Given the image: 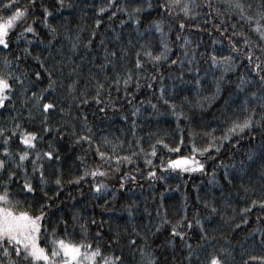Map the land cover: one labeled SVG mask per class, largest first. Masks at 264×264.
<instances>
[{
	"label": "trees",
	"instance_id": "obj_1",
	"mask_svg": "<svg viewBox=\"0 0 264 264\" xmlns=\"http://www.w3.org/2000/svg\"><path fill=\"white\" fill-rule=\"evenodd\" d=\"M18 2L21 7L30 9L31 17L32 9L29 0H18ZM71 2L72 8L65 7L55 11V0H44L45 6L54 12V15L49 18V23L56 26L58 35L52 40V37L47 35V29L39 23L34 25L45 44L52 40L48 48H45L44 44L34 47L33 55L39 53L44 61L43 67L31 58L26 61L22 58V63L17 66L13 57L19 48L24 47L23 44L8 52L0 49V68H3L4 74L7 76L11 72V75L15 77L23 73L22 78L25 79L26 85L29 81L32 82L28 95L47 88V72L53 73L52 78L56 81V86L54 90L50 89L44 94V101L57 105L56 111L49 112V125L50 127L59 125L63 132V135L55 131L44 133L40 111L33 108V102L26 99L14 80L9 81L13 85L11 99L14 108L7 106L6 102V107L0 109V126L12 128L15 123L12 120L13 116L17 117L21 125L17 135L9 141L11 150L15 153L26 148L19 140L21 130L34 131L38 133V136L43 137V140H38L36 144L37 150H53V158L42 161L45 177L43 184L40 183L38 175L31 172L33 157L30 156L23 162L24 167L28 169L34 189L31 193L23 190L24 177L21 172L18 169H12L17 172L10 187L14 211H26L30 215L44 212L39 235L41 246L48 249L51 248L50 242L54 238L71 243H91L95 247L97 243L95 234L99 231L106 240H111L118 234L119 242L113 243L110 249L103 241L100 242V246L106 254L114 252L116 255H121L124 264H140L139 251L134 253L133 248L129 246L128 241L131 238H135L137 246L153 251L160 258V264H180L186 251L183 249V242L178 237L172 245H169L167 241L171 239L172 224H176L184 215L183 206L187 197V216L188 219L193 220V224L191 229H188L185 223L182 230L185 231V239L194 248H202L199 256L203 264H206L210 256L221 249H227L232 253L229 264H244V261H248V264H264L260 259L254 261L248 259L249 256L264 257V245L260 244L261 233L252 234L256 229L264 230V208L257 203L256 206L251 207L250 211H242V209H248L253 200H264V179L260 178L258 168L249 170L246 167L244 170H239L237 163L244 159L249 150L261 151V145H264V119H261L260 127L254 126L251 132L246 130L239 136H233L230 141H225L219 153L211 152L199 157L205 164L204 172L179 173L178 170H164L160 167L161 160L166 162L177 156L190 155L193 144L197 148L206 146L211 136L221 137L224 134L231 120L244 118L242 100L246 93L253 89L249 87L238 95L235 88L240 69L224 71L219 66L213 67L209 55L213 51L218 57L230 54L227 37L233 31L232 24H236L235 31H242L250 40L258 42L257 35L252 31V25L240 20L239 16L228 8L227 0H210L211 9L208 7L209 0H191L192 11L196 13L195 17H184L179 7L175 8L174 15L170 19L166 18L164 26L165 31H168V25H173V31L170 33L171 42H173L171 58H176L180 51L179 44L182 43V40L175 41V24L178 20H184L185 29L181 35H186L192 42L188 46L195 52L192 67L200 69V84L197 86L196 74L187 71V63L183 68L179 64L169 67L163 61L158 65L160 72L164 75V98L171 104H175L176 111L181 112L182 115L177 118L172 114L170 105L158 99L159 83L154 82L151 90L141 89L135 93L136 98L131 105L125 102L122 92L120 94L113 92L112 98L117 105L115 108H104L101 112L99 108H103L104 105L97 106L92 100H89L87 105L80 106L83 113L87 115V125L92 130L89 133L80 119L77 102L72 101V107L69 110L68 84L78 80L76 91L72 95H79L81 89L89 94L94 92L95 79H101L103 75L96 67L103 61L104 48L100 45L101 39L109 50H118L122 46L130 47L129 39L136 48H140L142 43L150 42L153 54H156L159 51V36L154 33H145L143 37L138 36L135 25L127 19V13L117 12L115 17L109 19L115 8L99 13L98 8L104 6L106 0H71ZM114 2L128 8L129 11L135 6L131 0H114ZM183 2L184 0H181V3ZM241 2L245 4L248 14L259 19L257 13L261 8V0H241ZM249 3L252 5L251 9L247 7ZM215 10H218L221 15L217 16ZM34 11L36 17L41 18L39 5ZM8 14V12L0 13L4 17ZM158 16L159 13L155 8L142 13L140 30L143 31L145 25ZM96 19L101 20L98 28L95 26ZM121 20L125 21L123 25L120 23ZM220 20L224 21L223 27L227 29L223 36L213 27ZM260 23L264 24V20H260ZM92 31H96L97 35L92 38L91 48H85L84 43L89 39ZM117 35L119 40L115 39ZM77 36L79 43L77 49L73 51L72 43ZM214 39L217 41L215 44L212 43ZM235 39L239 40V37ZM196 45L198 47L193 48ZM256 54L260 55L259 52ZM5 56L12 61L11 68L3 66ZM261 59L264 60V56ZM132 62L133 55L130 51L127 62L121 63L131 68ZM145 69L149 73L153 72V67L148 63H145ZM35 72L41 73L39 79L34 77ZM181 72H183L182 78ZM108 74L112 75L110 68ZM222 74L224 80L219 81ZM218 81L220 91L216 89ZM105 95L106 93H102V100ZM142 100H151L156 108L153 109L148 103L141 104ZM133 105L140 108V112L135 117L131 115ZM251 107H255L256 118L260 119L264 110L250 103L249 108ZM60 108H64L65 112L61 113ZM29 110H31V118H29ZM125 116L127 119H124ZM133 121H135V127H133ZM72 125H75L74 129ZM73 131L75 135H72ZM85 135L92 136L91 143L76 141V136ZM181 136L183 143H180L178 153L169 152L162 144L157 143L158 140H163L169 147L174 148L180 142ZM105 138L108 142H105ZM2 139L0 137V141ZM153 145L156 148V155L150 156L148 154L151 153ZM97 149L105 153L104 158L97 153ZM133 153L135 155H132ZM116 156L122 158L131 156L133 163L119 162V171H114L118 164V161L114 159ZM209 156L212 158L210 159ZM147 159L152 160V165L145 163ZM232 163L237 164L236 178L228 184L223 178L224 169L219 165ZM153 166H155L156 176L163 175V180L158 178L154 180L147 176ZM97 168L107 175L104 177L97 175L95 178L89 176L80 183L75 182L85 170L93 171ZM136 168H139L138 172L134 171ZM214 169L216 182L210 183ZM125 172L135 175L136 183L126 182L125 188L117 191L114 200L110 198V193L103 196L93 193V182L101 180L109 184L110 191L117 189L118 178ZM5 178L6 173L0 176V179ZM57 179H60V185L55 183ZM197 191L201 202L196 200ZM105 199L109 200L107 205L104 203ZM204 200L215 206V213H211L209 208L203 206ZM129 205L132 206L131 217L126 209ZM158 208L161 215L166 216L171 223L161 224L159 231H156L154 225L160 221V217L157 216ZM197 209L208 236L207 240L201 239L200 228L194 222V211ZM74 214L78 216L75 222L72 220ZM242 218H246L247 223H242ZM93 220L96 221L95 224L91 222ZM63 221L67 222V231ZM134 227L140 236L133 233ZM148 228H152V234L148 233ZM143 235H147L146 240L141 239ZM173 257L176 258L175 261ZM193 264L197 262L193 261Z\"/></svg>",
	"mask_w": 264,
	"mask_h": 264
},
{
	"label": "snow or ice",
	"instance_id": "obj_2",
	"mask_svg": "<svg viewBox=\"0 0 264 264\" xmlns=\"http://www.w3.org/2000/svg\"><path fill=\"white\" fill-rule=\"evenodd\" d=\"M135 5L129 11L128 8L123 7L119 4H115L114 0H106L104 6L98 8L99 13H104L108 9L115 8L111 12L109 19L115 17L117 12L127 13V19L135 25L137 35L143 37L145 33L148 34H158V47L159 51L153 54L152 48L150 47V42L148 44L142 43L140 48H136L132 44V40L129 39L128 45L130 47L122 46L118 50H109L103 39L100 40V45L104 48V55L102 63L96 65V67L103 74L101 79H95L94 92L89 94L86 90L81 89L79 95H72L76 91V85L78 80H73L67 86L69 93V110L72 107V101L77 102L76 107L80 110L79 116L83 121L84 127L87 131L91 133V128L87 125V115H85L80 106L87 105L89 100H92L97 106L103 104V108H99V111L103 112L104 108H115L117 105L113 101L112 93L117 94L123 93V98L125 102L129 105L135 100V93L141 91V89L151 90L153 88L154 82L159 83V88L157 89L159 95L158 99L163 101L164 104H169L172 109V114L179 118L182 113L176 111V105L171 104L169 100L164 98L165 86L163 83L164 75L159 70V63L161 61L165 62L169 67L179 64L182 68L185 63H187V71L189 73H195L196 79L195 84L199 86L200 84V69L198 67H192L193 61L195 59V52L192 48L188 46L191 45L189 38L181 34L185 29L184 20H178L175 24V41L182 43L179 44V53L176 55L175 59L171 58L172 55V43L170 38V33L173 31V25H168V31H165V21L166 18L170 19L174 15V9L179 7L180 12L183 13L184 17H195L196 13L192 11L191 0H131ZM29 5H31L32 14L29 16L30 9L28 7H21L18 0H0V13L8 12L9 14L4 17L0 15V49L6 52L11 51L13 48H19L21 44L24 45L23 48H19V51L14 54V59L17 62V66L31 58L37 61L41 67L44 65V61L41 59L39 53L33 55L34 47H38L40 44H44L45 48H48L52 44V40L58 35L57 28L55 25L49 23V18L54 15V12L45 6L44 0H29ZM39 5L41 10V18H37L35 15V7ZM198 6V5H196ZM227 6L231 11L235 12L240 20L246 21L252 25V31L257 35L258 42H253L250 38L244 34V32H237L236 24H232L231 27L233 31L227 37L229 48L231 52L228 56L220 55L219 57L213 51L209 55V60L213 67L219 66L224 71H235L237 68L240 69L239 75L237 77L236 83V93L239 95L243 93L245 89L251 87L253 90L247 92L242 100V111H244L245 116L242 120H231L229 125L225 129L224 134L221 137L211 136L209 142L206 146L197 148L193 144L191 148L190 155L177 156L175 159H168L166 162L161 160L160 167L164 170H178L179 173H192V172H204L205 164L201 161L199 157L204 156L206 153H219L225 141H230L233 136H239L246 130L251 132L252 128L261 126V119H264V111L261 113L260 119L256 118L255 107L249 108V104L258 105L262 110H264V60L261 59L264 56V24L260 23V20H264V0H261V8L258 10L257 15L259 19H256L251 14H248L245 10V4L241 0H227ZM68 7L72 8L73 3L71 0H55V11H60L61 9ZM208 7L211 9L212 5L210 0L208 2ZM248 9L252 8L251 3L247 5ZM155 8L158 11L159 16L152 19L148 24L145 25L144 30H140L141 14L144 12H149ZM217 16L221 13L215 10ZM211 15V13H208ZM39 23L45 29H47V35L52 37L45 44L44 39L40 36L37 28L34 27L35 24ZM120 23L123 25L124 20ZM210 23V21H208ZM101 24L100 19H96L95 26L98 28ZM224 21L220 20L217 24L213 25L214 29L223 36L227 29L223 27ZM63 27V25H62ZM97 35L96 31L90 33L89 39L84 43L85 48H91L92 38ZM239 37V40L235 38ZM115 39L119 40L117 35ZM79 43V37L77 36L75 42L72 43V49L75 51ZM213 44L217 43L214 39ZM198 47V45L193 46ZM131 51L133 55L132 67L128 68L124 66L127 62L129 52ZM119 52V55H118ZM259 52L260 55L256 53ZM203 55V54H201ZM146 58V60L144 59ZM124 62V63H121ZM145 63H148L153 67V72L149 73L145 69ZM12 61L7 58L3 59V66L6 68H11ZM111 69L112 75L108 74V69ZM120 69H123L122 71ZM47 72V69H45ZM75 71V69H72ZM41 76L40 72H35L34 77L39 79ZM181 78L183 77V72L180 73ZM23 73L13 77L11 72L6 76L4 74L3 68H0V109H4L7 106L14 108V103L12 102L11 96L13 93V85L9 82L14 80V82L19 85L20 91L26 96L27 100L33 102V108L40 111L42 115L41 124L43 126V132H57L63 135L61 127L59 125L55 127H50L49 125V112L56 111L57 105L53 102H45L44 94L50 89L54 90L56 86V81L52 78L53 73L47 72L48 85L47 88L39 90V92H29V86L31 81L26 85L25 79L22 78ZM223 74L219 78V81H223ZM217 82L216 89L220 91V82ZM102 93H106L104 100L101 99ZM148 103L153 109L156 108L155 104L151 103V100H142L140 102ZM61 113L65 112L64 108H60ZM140 112V108L133 105V110L131 115L133 117L137 116ZM29 118H31V110H29ZM75 119V117H73ZM127 119V116L124 117ZM12 120L15 121L12 128H6L0 126V176H4L5 179H0V264H124L121 255H116L114 252L111 254H106L102 251L100 242L103 243L110 249L113 243L119 242L118 234L114 235L111 240H106L102 234L98 231L95 234V239L97 241L96 246L93 247L91 243H71L64 239L54 238L51 240V248L42 247L40 244V232H41V220L44 218V212L41 211L38 215H30L26 211H14V201L11 199V181L13 177L17 175L16 171L12 169H18L21 172L23 179V190L26 193H31L34 191L31 180L29 178L28 169L24 167V161L33 157L31 159V172L38 175L41 184L45 182L44 172H43V160H51L53 158V150L40 151L36 149V144L43 140L42 136H38L37 132H29L21 130L19 132V140L22 145L26 146L23 151L13 152L9 146V141L13 136L17 135V130L21 129L20 123L17 121V117L13 116ZM133 127H135V121L132 122ZM75 128V125H72ZM75 135V132H72ZM255 139V137H253ZM76 141L92 142L91 135L76 136ZM105 142H108L105 138ZM138 143V142H137ZM158 144H162L169 152H179L180 143H183V137H180V142L176 147H169L164 143L163 140H158ZM49 148H52L51 143ZM143 151V149H140ZM97 153L104 158L105 153ZM132 155H135L133 153ZM148 155L155 156L156 148L155 145L152 146V151ZM211 159L212 157L209 156ZM59 159V156H56ZM118 164L114 171H119V162L133 163L131 156L125 157H114ZM146 164L152 165V160L147 159ZM239 164V170H244L246 167L251 170L254 167L258 168L259 175L261 179H264V145H261V151L257 152L255 150H249L244 159L237 162ZM219 167H223L224 173L223 178L228 183L231 184L232 180L236 178L237 164L232 163L229 165L221 164ZM134 171H139V168L134 169ZM231 172V175H230ZM247 174V173H246ZM97 175L104 177L107 175L104 171L99 168L93 171L85 170L83 174L76 178L75 182L80 183L86 177L95 178ZM147 176L152 179H164V176H156L155 166L153 169L148 171ZM126 182L136 183V176L130 172H125L118 178V188L110 191V186L104 180L100 182H93L92 191L96 195H106L110 193V198L115 199L118 190L125 188ZM216 182L215 169L212 173V179L210 183ZM57 185L61 184L60 179L55 181ZM195 187V186H194ZM247 190V189H246ZM45 195H47L45 193ZM162 195V194H161ZM197 202H201L199 192L196 195ZM105 205L109 203L108 199L104 200ZM205 208H209L211 213L216 212L214 205L210 204L207 200L202 201ZM259 203L261 208H264V200L256 201L253 200L248 209H242V211H250L251 207H254ZM162 208V204L160 206ZM184 215L181 216L180 220L176 224L171 226V239L167 241L169 245L173 244L175 238H179L183 242V249L185 253L181 258L180 264H193L196 261L197 264H203L199 256V252L202 248H194L191 243L185 239V231L182 230L184 224L188 229H191L193 220L188 219L187 216V197H185ZM129 212V216L132 215V206H126ZM147 211V209H145ZM157 216L160 217L159 223L155 224V230L159 231L161 224L171 223L166 219V216H162L160 209H157ZM200 217L199 210L194 211V222L200 228L201 239L207 240V233L204 231V224ZM78 218L77 214L72 216V220L75 222ZM93 224L96 223L95 220L91 221ZM65 224V231H67V222L63 221ZM103 223V222H101ZM242 223H247L246 218H242ZM83 228V225L81 226ZM238 227V225H237ZM47 231V229H45ZM149 234H152V228L147 229ZM256 232L261 233L260 244L264 245V230L256 229L252 233L255 235ZM133 233L140 236L137 229L133 228ZM53 234H55V229H53ZM141 239L146 240L147 235L141 236ZM129 246L133 248L134 253L139 251L140 254V264H160V258H158L153 251L146 250L143 246H137L135 238H131L128 241ZM232 253L227 249H221L217 253L212 254L207 260L206 264H229V258ZM175 257L173 260L175 261ZM249 260L260 259L264 262V257L257 258L255 256H249ZM244 264H248V261H244Z\"/></svg>",
	"mask_w": 264,
	"mask_h": 264
}]
</instances>
